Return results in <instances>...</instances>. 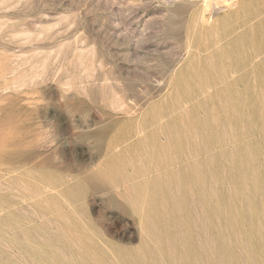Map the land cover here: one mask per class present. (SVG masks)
I'll return each instance as SVG.
<instances>
[{"label": "rangeland", "instance_id": "1", "mask_svg": "<svg viewBox=\"0 0 264 264\" xmlns=\"http://www.w3.org/2000/svg\"><path fill=\"white\" fill-rule=\"evenodd\" d=\"M231 1H214L211 31L186 26L202 0H0V264H182L207 216L209 264H264V82L172 78L203 70L199 47L249 29L231 32L249 14ZM167 149L209 160L204 211L176 180L158 190L163 173L101 187Z\"/></svg>", "mask_w": 264, "mask_h": 264}, {"label": "bare ground", "instance_id": "2", "mask_svg": "<svg viewBox=\"0 0 264 264\" xmlns=\"http://www.w3.org/2000/svg\"><path fill=\"white\" fill-rule=\"evenodd\" d=\"M215 0H202V6L201 7H195V8H193L194 10H193V12L192 13H189L190 15H191V18L192 19H190L189 17V19L191 20L190 22H191V27H190V25H186V26H189V28H191L192 30H194L193 28H194V26H192L193 25V23H192V21L194 22V25H195V29H199L200 28V30L201 29H206L205 27H207L208 29L210 28L211 29V31H212V28L214 27V25H213V23H212V21H209L208 20V14H210L211 12H212V10H213V7L214 6H216L217 4H219L218 2H214ZM217 1V0H216ZM231 2H233V4L236 2L238 5H239V9H238V12L237 13H239V12H247V13H249V14H247V15H244V17L241 19V20H239L238 21V23L236 22V25H235V27H233V29L231 30V32H234L236 29H239V28H242V27H248L249 29H247V30H245L242 34H238V33H236L237 35L232 39V40H230V41H227L226 39H225V37H222V38H218V39H216V40H212V42H210V44H208V45H203V47H199V49H200V52L204 55V57H201V59H202V62H203V64H202V69L203 70H200V71H197V72H195V73H191L192 72V70H188V73H189V71H191L190 73L191 74H186L185 72L183 73V72H181V73H179V74H177V75H174V76H172V78L173 79H175V81H184L185 79L187 80V81H196V80H203V82H206V83H210V84H217V83H219V82H229V83H232V84H238V83H241V82H244V83H248V82H251V81H263L264 82V0H232ZM193 3H194V1H193ZM216 4V5H215ZM196 5V4H195ZM194 6V5H193ZM215 9V8H214ZM188 11V10H187ZM233 14V13H232ZM187 15V14H186ZM186 17V16H185ZM235 17V16H234ZM187 18V19H188ZM193 18H194V20H193ZM227 18V17H226ZM238 18V17H237ZM185 19V18H184ZM234 19V18H233ZM169 21V20H168ZM220 21V24L222 23V20H219ZM182 22H183V20H182ZM184 22H185V20H184ZM215 22V21H214ZM217 22H218V20H217ZM216 22V23H217ZM218 24L219 23H217V26H218ZM250 24V27L248 26ZM163 25V24H162ZM216 25V24H215ZM185 27V26H184ZM219 27H220V25H219ZM182 28V27H181ZM180 28V29H181ZM188 28V27H187ZM188 28V29H189ZM172 29H173V27H172ZM185 29V28H184ZM187 30V29H186ZM185 30V31H186ZM190 30V29H189ZM189 30H187L188 31V33H190L191 34V31H189ZM240 30V29H239ZM244 30V29H243ZM180 31V30H179ZM186 31V32H187ZM198 31V30H197ZM215 31V30H214ZM175 32V31H174ZM193 32V31H192ZM200 32V31H199ZM207 32H209V30L207 31ZM166 33V32H165ZM177 33V32H176ZM182 33V32H181ZM175 34V33H174ZM195 34V33H194ZM202 34V33H201ZM200 34V35H201ZM233 34V33H232ZM235 34V33H234ZM163 35H165V34H163ZM185 35V34H184ZM183 35V36H184ZM167 36V35H166ZM172 36V35H171ZM191 36V35H190ZM195 36V35H194ZM199 36V35H198ZM213 36V35H212ZM227 36V35H226ZM175 38H176V36H174ZM201 37V36H200ZM210 37H211V35H210ZM233 37V36H232ZM165 38V37H164ZM163 38V39H164ZM196 38H197V36H196ZM199 38V37H198ZM197 38V39H198ZM204 38V37H203ZM203 38H200L201 40L203 39ZM166 39V38H165ZM168 39V38H167ZM170 39V38H169ZM186 39H188V38H186ZM194 39V38H193ZM208 39H210V38H208ZM230 39V38H229ZM180 40V39H179ZM199 40V39H198ZM223 40H226L227 42H225V41H223ZM168 41V40H167ZM176 41V40H175ZM207 41V40H206ZM193 41H192V37H191V39L189 38V41H188V45H187V47L189 48L188 50H187V52L188 51H190L191 49H192V47L191 46H196L197 44V42H194L195 44H193L192 43ZM203 41H200V42H198V46H200L199 45V43H202ZM207 43H209V42H207ZM176 44H177V42H176ZM175 44V45H176ZM204 44V43H203ZM184 45V44H183ZM177 46V45H176ZM186 46V45H185ZM184 47V46H183ZM182 48V47H181ZM191 48V49H190ZM198 48V47H197ZM196 48V49H197ZM174 49V48H173ZM184 49H185V47H184ZM184 49H182V50H184ZM187 49V48H186ZM175 50H176V48H175ZM197 51V50H196ZM195 51V52H196ZM176 52V51H175ZM194 52V51H193ZM193 52H190V53H193ZM199 52V53H200ZM174 54V53H173ZM202 54H200V55H202ZM199 55V54H198ZM173 58V57H172ZM170 61V60H169ZM172 62V61H171ZM170 62V63H171ZM167 63V62H166ZM161 66V65H160ZM197 68V67H196ZM187 69V68H186ZM194 69V68H193ZM197 70V69H196ZM171 80V79H170ZM172 83V82H171ZM177 83V82H176ZM177 91V90H176ZM171 92V91H170ZM175 93V92H174ZM224 103V102H223ZM225 103H227L226 101H225ZM224 103V104H225ZM220 105H221V103H220ZM225 106V105H224ZM231 106V105H230ZM228 107V106H227ZM235 108V107H234ZM223 110V109H222ZM214 111V110H213ZM218 111V110H217ZM224 111V110H223ZM225 112V111H224ZM223 113V112H222ZM225 114V113H224ZM227 114V113H226ZM225 114V115H226ZM232 114H233V112H232ZM216 115H217V113H216ZM219 115V114H218ZM214 118V117H213ZM236 118V117H235ZM206 119V118H205ZM208 120V119H207ZM215 121H216V118L214 119ZM214 121V122H215ZM218 121H220L219 120V118H218ZM205 122V121H204ZM203 122V123H204ZM206 122H208V121H206ZM217 122V121H216ZM202 123V124H203ZM220 123V122H219ZM205 124V123H204ZM229 125V124H228ZM232 125V124H231ZM171 127V130L173 129L172 128V126L171 125H168V127ZM206 126V125H205ZM221 126V125H220ZM166 127V126H165ZM192 127V126H191ZM190 129V128H189ZM167 130V129H166ZM170 130V129H169ZM170 130V131H171ZM191 130H192V128H191ZM154 134H155V131L154 132H152L150 135H151V137H153L154 136ZM169 134V133H168ZM172 134V133H171ZM171 134H169V136L171 135ZM175 136H176V134H174ZM170 139V137H167V139ZM172 138V137H171ZM175 138V137H174ZM168 139V140H169ZM180 139H182V138H180ZM168 140H167V142H168ZM172 140V139H171ZM177 140V139H176ZM224 140V139H223ZM170 141V140H169ZM173 142V141H172ZM177 142V141H176ZM219 142H221V140L219 141ZM181 143H182V141H181ZM169 144H171V141L169 142ZM173 144H177V143H175V141H174V143ZM163 145H164V143L163 144H159V146H162V148H166L165 147V145H164V147H163ZM166 145H168V144H166ZM180 145V144H179ZM158 145H157V148L159 147ZM170 146V145H169ZM154 147H156V145L154 146ZM175 147V146H174ZM178 147V146H177ZM157 148H154L155 150H157L156 152H158L159 150H161V149H157ZM161 148V147H160ZM168 148H171V147H168ZM173 148V147H172ZM172 148H171V150H172ZM153 149V148H152ZM153 149V150H154ZM176 149V148H175ZM174 149V150H175ZM152 150V151H153ZM165 150V149H164ZM170 149H167L166 151H168V154H169V151ZM203 150H206L205 148L203 149ZM162 151H163V149H162ZM166 151H164L165 153H166ZM17 152V151H16ZM171 152H173V150L171 151ZM171 152H170V154H171ZM147 153V152H146ZM158 153H160V152H158ZM165 153H163V154H165ZM169 154V158L171 159V160H152V162H151V164H149L150 162L148 161V163L147 164H149L150 166L149 167H139V168H137L136 170H134V173L132 174L133 176H131V177H129V176H127V177H123L124 179H122L121 177V180L119 181V180H113V179H111V181L109 180H103L102 182H101V187L102 188H104V189H106L107 191L108 190H114V188L115 187H117L118 186V188L117 189H119V185L120 184H123L124 185V183H122V182H126V179H127V181H129L130 180V178L132 179H135V178H141V177H143V176H150V174H154V173H159L160 175L163 173V174H165L164 176H166V178H168L169 177V182L167 181V180H165V182L163 183V181H161V180H164L165 178H161V177H159V178H161L159 181H160V183H159V185L157 184V183H155V181H152V183H154V184H157L158 185V190H160V189H162L163 187H167V186H171L172 184H174V181L176 180V181H178L179 182V187H178V190L179 189H181V190H183V192H184V194L186 195V197H188V199H190L189 201H190V204H192V206H193V204H195V205H202V211H204V208L206 209V206H208L207 204V202H209V204H210V201H208L207 200V196H206V194H208V193H206V181H207V175L209 176V172H210V170H208L209 172L207 173V171H206V165H207V161L209 162V160H195V163H194V160H172V158H171V156L172 155H170ZM173 154H175V153H173ZM223 155V154H222ZM234 155V154H233ZM223 157V156H222ZM221 157V158H222ZM168 158V159H169ZM212 158V157H211ZM213 158H214V156H213ZM213 158H212V162L215 160V158H214V160H213ZM173 159H175V158H173ZM211 160V159H210ZM211 162V165L212 164H214V162L212 163ZM210 163V162H209ZM146 165V164H145ZM133 166V165H132ZM213 167V166H212ZM208 169H209V167H208ZM1 171V170H0ZM211 171H213L212 169H211ZM215 172V171H214ZM212 173V172H211ZM215 173H217V172H215ZM215 173H213V174H215ZM158 174V175H159ZM118 176V175H117ZM163 176V175H162ZM219 175H217L216 174V177L217 178H219L218 177ZM158 177V176H157ZM175 177V178H174ZM212 177H213V175H212ZM100 178V177H99ZM209 178V177H208ZM210 178H211V176H210ZM215 178V177H214ZM214 178L213 179H211V180H214ZM104 179V178H103ZM108 179V178H107ZM110 179V178H109ZM157 179V178H156ZM220 179H221V177H220ZM100 180V179H99ZM155 180V179H154ZM89 181L90 182H94V178H89ZM167 181V182H166ZM215 181V180H214ZM100 182V181H99ZM210 181H208L207 183H209ZM96 183H98V182H96ZM213 183L215 184L216 182H213L212 181V186H213ZM178 184V183H177ZM217 184V183H216ZM97 185V184H96ZM122 185V186H123ZM126 185V184H125ZM176 185V184H175ZM174 185V187H176ZM98 186V185H97ZM122 186H120V187H122ZM208 186V185H207ZM125 187V189H126V187L127 186H124ZM123 187V188H124ZM132 187V186H131ZM131 187H127V188H130V189H128V191L129 190H132L131 189ZM209 187V186H208ZM216 187H217V185H216ZM135 188V187H134ZM212 188V187H211ZM215 187H213V189H214ZM15 189V188H14ZM166 189V188H165ZM116 190V189H115ZM120 190V189H119ZM134 190V189H133ZM154 190H156V187H155V189ZM171 190V189H170ZM172 190H174L175 191V188L174 189H172ZM207 190H209V189H207ZM212 190V189H211ZM37 191V190H36ZM118 191V190H117ZM126 192H128L127 190H125ZM109 192V191H108ZM114 192V191H113ZM125 192V193H126ZM209 192V191H208ZM218 192V191H217ZM116 193V192H115ZM153 193V192H152ZM158 193V192H157ZM162 193V192H161ZM171 193V192H170ZM210 193V192H209ZM117 194V193H116ZM177 194V193H176ZM180 194V193H179ZM182 194V193H181ZM183 194V195H184ZM213 194V193H212ZM217 194V193H216ZM152 195V194H151ZM161 195H163V194H161ZM178 195V194H177ZM209 195L211 196V194H208V197H209ZM126 197H128L127 195H125ZM160 196V195H159ZM170 196V195H169ZM175 196V195H174ZM213 196V195H212ZM214 196H215V193H214ZM162 197V196H161ZM160 197V198H161ZM164 197V196H163ZM156 198V197H155ZM172 198H173V195H172ZM210 198V197H209ZM215 198H217V196H215ZM214 197H213V199L214 200H217V199H215ZM151 199H153V198H151ZM181 199V198H180ZM184 199V198H183ZM219 199L221 200V198L219 197ZM155 200V199H154ZM162 200H163V198H162ZM170 200V199H169ZM211 200V202L213 201L214 202V200H212V199H210ZM164 202L166 201V200H163ZM171 201H172V199H171ZM181 201V200H180ZM218 201V200H217ZM132 202V201H131ZM183 202V200L181 201V203ZM216 202V201H215ZM162 203V202H161ZM217 204H219L218 202H216ZM168 204H170L169 202H168ZM161 205V204H160ZM171 205V204H170ZM182 205H184V203L182 204ZM168 206V205H167ZM191 206V207H192ZM200 206H198V207H200ZM177 207V206H176ZM179 207V206H178ZM190 207V208H191ZM196 207V206H195ZM217 207V206H216ZM182 208V207H181ZM192 208H194V206L192 207ZM211 208V207H210ZM210 208H209V210H210ZM208 209V208H207ZM213 209H216V208H214L213 207ZM218 209L219 210H222V209H220V207H218L216 210L218 211ZM142 210H143V208H142ZM182 210V209H181ZM191 210H194V209H191ZM196 210V209H195ZM200 210V209H199ZM198 210V211H199ZM146 211V210H145ZM157 211V210H156ZM160 211V210H159ZM159 211H157V212H159ZM163 211V210H162ZM197 211V210H196ZM201 211V212H202ZM206 211V210H205ZM211 211V210H210ZM209 211V212H210ZM216 211V212H217ZM178 212V211H177ZM176 212V213H177ZM200 212V211H199ZM208 212V213H209ZM221 212V211H220ZM160 214V216H161V212H159ZM164 212H162V215H164L163 214ZM175 213V212H174ZM173 213V214H174ZM190 213V212H189ZM193 213H195V212H193ZM210 213H212V212H210ZM215 213V212H214ZM143 214V213H142ZM147 214V213H146ZM197 214H198V212H197ZM205 214H206V212H205ZM213 214V213H212ZM175 215V214H174ZM214 215V214H213ZM148 216V215H147ZM171 216H173V215H171ZM194 216H195V214H194ZM198 216H201V217H204V215L202 214H199ZM197 216V217H198ZM207 216V215H206ZM216 216V215H215ZM144 217H145V214H144ZM143 217V218H144ZM167 217V216H166ZM196 217V216H195ZM208 217V216H207ZM207 217H205L206 218V220L208 219ZM142 218V219H143ZM146 218V217H145ZM144 218V219H145ZM161 218V217H160ZM164 218V217H163ZM169 218V217H168ZM173 218V217H172ZM200 218V217H199ZM210 218V217H209ZM146 219H148L149 220V218H146ZM162 219V218H161ZM169 219H171V217L169 218ZM179 219V218H178ZM201 219H203V218H201ZM148 220H146V221H148ZM204 220V219H203ZM205 220V221H206ZM145 221V220H144ZM168 221H170V220H168ZM167 221V222H168ZM173 221H174V219H173ZM194 221H195V219H194ZM205 221H202V223H200L199 222V219L197 220V222H199V224L197 223V225H198V227H197V229L199 228V229H202V230H200V233H198V237L196 238V239H194V236L193 237H191L190 235L188 236V237H186V243H184L183 244V246H181V247H183V249H182V251H185V252H182L183 253V256L181 257V262H182V264H209V256H210V254H211V252L210 251H212V250H209L208 249V247L206 246L207 245V243H203L204 242V240L205 241H207V242H209V237L207 238V237H205L206 235H205V231H204V222ZM174 222H176V221H174ZM196 222V221H195ZM148 223H149V221H148ZM151 223H149V225H150ZM153 224V223H152ZM158 224H160V222H158ZM165 224V223H164ZM169 224V223H168ZM206 224V223H205ZM145 225H147L146 223H145ZM148 225V226H149ZM161 225H163V223L162 224H160V226ZM196 225V226H197ZM152 226V225H151ZM154 226V225H153ZM159 226V227H160ZM168 226V225H167ZM184 226H186V225H184ZM195 226V227H196ZM158 227V226H157ZM169 227V226H168ZM187 227V226H186ZM66 229H67V227H66ZM155 229V228H154ZM157 229V228H156ZM194 229H196V228H194ZM193 229V230H194ZM65 230V229H64ZM153 230V229H152ZM165 230H166V228H165ZM178 230V229H177ZM189 230V229H188ZM193 230H191L192 232H193ZM69 231H70V229H69ZM157 231V230H156ZM164 231V230H163ZM198 231V230H197ZM74 232H76V231H74ZM165 232H167V231H165ZM168 232H171V231H169L168 230ZM194 232H196V231H194ZM193 232V233H194ZM154 233V232H153ZM172 233V232H171ZM179 233V232H178ZM165 234H167V233H165ZM174 234V233H173ZM187 234V233H186ZM73 235V234H72ZM177 235V234H176ZM75 236H77V235H75ZM74 236V237H75ZM85 236V235H84ZM155 236V235H154ZM174 236V235H173ZM209 236V235H208ZM83 237V236H82ZM164 237V236H163ZM180 237V236H179ZM77 238V237H76ZM169 238V237H168ZM175 238H177V237H175ZM78 239V238H77ZM77 239H76V241H77ZM83 239H85V238H83ZM208 239V240H207ZM169 240V239H168ZM197 240H199V242L198 243H196V241ZM203 240V241H202ZM80 241H81V239H80ZM169 241H171V240H169ZM169 241L167 242V243H169ZM77 242H79V241H77ZM82 242V241H81ZM88 242H89V240H88ZM101 242V241H100ZM85 243V242H84ZM173 243V242H172ZM79 244V243H78ZM169 244H171V242L169 243ZM206 244V245H205ZM83 245V244H82ZM91 245V244H90ZM168 245V244H167ZM173 247H174V244H171ZM182 245V244H181ZM215 245V244H214ZM78 246V245H77ZM166 246V245H165ZM221 246L222 245H220V243H218L217 242V240H216V245H215V247L214 248H216V250L218 251V250H220L221 249ZM76 247V246H75ZM149 247V246H148ZM148 247H146V249L148 248ZM173 247H172V249H173ZM178 247H179V245H178ZM78 247H76V249H77ZM79 248H80V250H79ZM79 248L77 249V250H79V251H81V252H83L82 251V247L79 245ZM107 248V247H106ZM212 248V247H211ZM66 249V248H65ZM149 249V248H148ZM147 249V250H148ZM168 249V248H167ZM172 249H170L171 251H173V250H175V247H174V249L172 250ZM76 250V251H77ZM150 250V249H149ZM169 250V249H168ZM170 250L168 251V253L170 252ZM179 250H181V248L179 249ZM178 250V251H179ZM79 251H78V254H79ZM91 251V250H90ZM151 251V250H150ZM149 251V252H150ZM176 251V250H175ZM65 252V251H64ZM167 252V251H166ZM84 253V252H83ZM99 253V252H98ZM152 252H150V254H151ZM171 253H173V255H175L174 254V251L173 252H170L169 254V256H172L171 255ZM176 253V252H175ZM221 253V252H220ZM76 254V253H75ZM82 254V253H81ZM141 254V253H140ZM146 254V253H145ZM153 254V253H152ZM214 254V253H213ZM93 255V254H92ZM212 255V254H211ZM66 256V255H65ZM142 256V255H141ZM149 256V259H150V255H148ZM181 256V255H180ZM180 256H179V258H180ZM213 256V255H212ZM215 256H216V260L218 261V259L220 258L219 257V255L218 254H215ZM83 257V256H82ZM90 257H93V256H91L90 255ZM95 257V256H94ZM106 257H108V256H106ZM139 258L140 256H136V258ZM145 257V256H144ZM173 257V256H172ZM175 257V256H174ZM173 257V258H174ZM214 257V256H213ZM96 258V257H95ZM95 258H94V260H95ZM143 258V257H142ZM140 259V260H143L144 261V259ZM171 258V257H170ZM93 258H91V260H92ZM104 259V258H103ZM102 259V260H103ZM133 259V258H132ZM131 259V260H132ZM147 259V258H146ZM145 259V260H146ZM98 260H99V258H98ZM104 260H106V258L104 259ZM108 260V259H107ZM106 260V261H107ZM139 260V259H138ZM154 261H152L153 262V264L154 263H156L155 261H157V259L155 260V258L153 259ZM97 261V260H96ZM96 261H95V263H96ZM100 261V260H99ZM105 261V262H106ZM101 262V261H100ZM127 262V261H126ZM150 262H151V260H150ZM175 262V261H174ZM87 263V262H86ZM90 263V262H89ZM89 263H87V264H89ZM107 263V262H106ZM111 263V262H110ZM135 263V262H134ZM96 264H98V262L96 263ZM108 264V263H107ZM116 264V263H115ZM127 264V263H126ZM138 264V263H137ZM174 264V263H173ZM178 264H180L179 262H178Z\"/></svg>", "mask_w": 264, "mask_h": 264}]
</instances>
